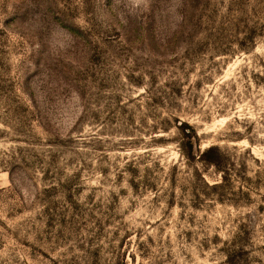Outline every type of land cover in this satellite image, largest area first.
Wrapping results in <instances>:
<instances>
[{
  "label": "rangeland",
  "instance_id": "rangeland-1",
  "mask_svg": "<svg viewBox=\"0 0 264 264\" xmlns=\"http://www.w3.org/2000/svg\"><path fill=\"white\" fill-rule=\"evenodd\" d=\"M0 264H264V0H0Z\"/></svg>",
  "mask_w": 264,
  "mask_h": 264
},
{
  "label": "trees",
  "instance_id": "trees-1",
  "mask_svg": "<svg viewBox=\"0 0 264 264\" xmlns=\"http://www.w3.org/2000/svg\"><path fill=\"white\" fill-rule=\"evenodd\" d=\"M182 126L185 127L186 129H190L186 133V135L188 137V141H187V145H186V147H187L186 153L188 154V156H192V153L194 150V137H195L194 129L190 125L185 124V123ZM212 150H213V147H209L208 149H206L202 153L201 159L204 160L205 162H210V163L215 162L214 161L215 159H214L213 154H212Z\"/></svg>",
  "mask_w": 264,
  "mask_h": 264
}]
</instances>
